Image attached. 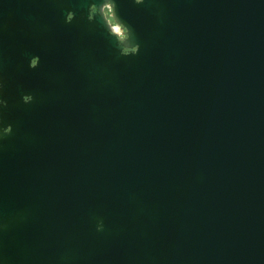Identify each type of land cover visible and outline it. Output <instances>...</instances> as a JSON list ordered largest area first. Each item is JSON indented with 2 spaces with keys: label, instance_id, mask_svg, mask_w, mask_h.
Masks as SVG:
<instances>
[{
  "label": "water",
  "instance_id": "obj_1",
  "mask_svg": "<svg viewBox=\"0 0 264 264\" xmlns=\"http://www.w3.org/2000/svg\"><path fill=\"white\" fill-rule=\"evenodd\" d=\"M109 2L0 0V264H264V0Z\"/></svg>",
  "mask_w": 264,
  "mask_h": 264
},
{
  "label": "flooded vegetation",
  "instance_id": "obj_2",
  "mask_svg": "<svg viewBox=\"0 0 264 264\" xmlns=\"http://www.w3.org/2000/svg\"><path fill=\"white\" fill-rule=\"evenodd\" d=\"M59 4L68 7L66 22H73L77 28L79 40L96 53L104 47L106 33L115 34L119 40L126 38V28L112 18V4L109 0H58ZM139 1V0H136ZM123 51H130L124 48Z\"/></svg>",
  "mask_w": 264,
  "mask_h": 264
}]
</instances>
